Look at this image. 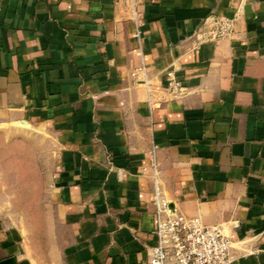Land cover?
I'll list each match as a JSON object with an SVG mask.
<instances>
[{
	"label": "crops",
	"instance_id": "crops-1",
	"mask_svg": "<svg viewBox=\"0 0 264 264\" xmlns=\"http://www.w3.org/2000/svg\"><path fill=\"white\" fill-rule=\"evenodd\" d=\"M0 122L56 140L60 264H146L155 179L264 264V0H0Z\"/></svg>",
	"mask_w": 264,
	"mask_h": 264
},
{
	"label": "rangeland",
	"instance_id": "rangeland-1",
	"mask_svg": "<svg viewBox=\"0 0 264 264\" xmlns=\"http://www.w3.org/2000/svg\"><path fill=\"white\" fill-rule=\"evenodd\" d=\"M56 152L48 130L0 122V260L60 264L62 225L51 187Z\"/></svg>",
	"mask_w": 264,
	"mask_h": 264
},
{
	"label": "built area",
	"instance_id": "built-area-1",
	"mask_svg": "<svg viewBox=\"0 0 264 264\" xmlns=\"http://www.w3.org/2000/svg\"><path fill=\"white\" fill-rule=\"evenodd\" d=\"M235 17H220L209 30L195 34L198 43L230 37L235 29ZM137 34H140L138 30ZM147 67L132 72L138 82L146 79ZM167 85L172 90L181 89L173 69L167 71ZM158 145L149 151L155 175L158 173L156 152ZM153 203L157 216L154 246L147 250L146 264H232V239L217 225L205 224L199 216H191L172 208L170 200L155 179Z\"/></svg>",
	"mask_w": 264,
	"mask_h": 264
},
{
	"label": "water",
	"instance_id": "water-1",
	"mask_svg": "<svg viewBox=\"0 0 264 264\" xmlns=\"http://www.w3.org/2000/svg\"><path fill=\"white\" fill-rule=\"evenodd\" d=\"M173 206V205H172ZM0 264H17L16 257H10L0 260Z\"/></svg>",
	"mask_w": 264,
	"mask_h": 264
}]
</instances>
